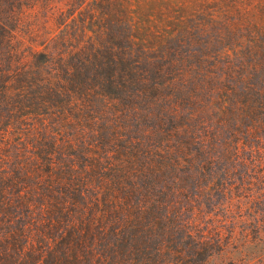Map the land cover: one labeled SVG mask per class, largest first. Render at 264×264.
Masks as SVG:
<instances>
[{
  "label": "trees",
  "instance_id": "1",
  "mask_svg": "<svg viewBox=\"0 0 264 264\" xmlns=\"http://www.w3.org/2000/svg\"><path fill=\"white\" fill-rule=\"evenodd\" d=\"M254 163L264 0H0V264H206Z\"/></svg>",
  "mask_w": 264,
  "mask_h": 264
},
{
  "label": "rangeland",
  "instance_id": "2",
  "mask_svg": "<svg viewBox=\"0 0 264 264\" xmlns=\"http://www.w3.org/2000/svg\"><path fill=\"white\" fill-rule=\"evenodd\" d=\"M254 166L249 168L253 174L250 188L252 191H260V201L251 207L250 199L255 196L246 194L241 197V207L233 206L227 212L216 208V211L213 210L216 214H211V220L206 218L202 222L203 230L207 228L203 231L204 235L211 234L215 240L214 230L220 228L221 240L225 243L222 251L220 247H215V253L206 264H264V178H259L258 164L254 163ZM218 198L217 194L209 193V200L202 199L204 209L209 210L210 204L215 206ZM233 221L237 222L234 227L231 223ZM231 230L235 232L236 239L234 236L229 238Z\"/></svg>",
  "mask_w": 264,
  "mask_h": 264
}]
</instances>
